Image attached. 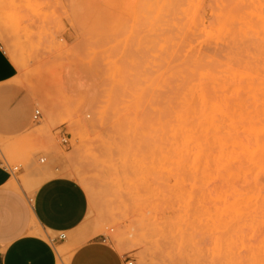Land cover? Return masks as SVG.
Returning a JSON list of instances; mask_svg holds the SVG:
<instances>
[{"label": "rangeland", "instance_id": "374dc122", "mask_svg": "<svg viewBox=\"0 0 264 264\" xmlns=\"http://www.w3.org/2000/svg\"><path fill=\"white\" fill-rule=\"evenodd\" d=\"M0 45L41 112L11 181L89 198L68 256L264 264V0H0Z\"/></svg>", "mask_w": 264, "mask_h": 264}, {"label": "crops", "instance_id": "0c3cea01", "mask_svg": "<svg viewBox=\"0 0 264 264\" xmlns=\"http://www.w3.org/2000/svg\"><path fill=\"white\" fill-rule=\"evenodd\" d=\"M17 77V66L0 45V139L7 142L36 125V101L28 88L16 85ZM12 177L0 162V264H59L56 248L73 245L87 219L90 203L85 189L70 177L54 176L30 193ZM38 227L47 238L34 233ZM59 233L66 239L57 240ZM127 257L97 235L79 244L67 264H125Z\"/></svg>", "mask_w": 264, "mask_h": 264}, {"label": "bare ground", "instance_id": "6f19581e", "mask_svg": "<svg viewBox=\"0 0 264 264\" xmlns=\"http://www.w3.org/2000/svg\"><path fill=\"white\" fill-rule=\"evenodd\" d=\"M1 141L6 142L4 139H1ZM45 160V159H44ZM82 182L84 183V185L88 188L91 189V186L89 185L88 182H86L84 179L82 180ZM35 234L40 235L44 238H47V236L44 234V232L38 227L35 231ZM56 251L60 257V262L59 264H67L70 258V255L68 256V251L67 249H64L62 247H57ZM171 262L173 263H179V264H195L193 261H187V260H182V259H175V258H171L170 259Z\"/></svg>", "mask_w": 264, "mask_h": 264}, {"label": "built area", "instance_id": "2783aa9c", "mask_svg": "<svg viewBox=\"0 0 264 264\" xmlns=\"http://www.w3.org/2000/svg\"><path fill=\"white\" fill-rule=\"evenodd\" d=\"M41 118V112L39 110L36 111V114H35V121L36 123L39 122ZM42 162H44L45 160L42 159L41 160ZM14 170H17V168H14ZM11 171V170H10ZM12 172V171H11ZM66 234L65 233H59L58 236L56 237L57 240H65L66 239ZM125 264H135V260L130 258V257H127L126 260H125Z\"/></svg>", "mask_w": 264, "mask_h": 264}]
</instances>
